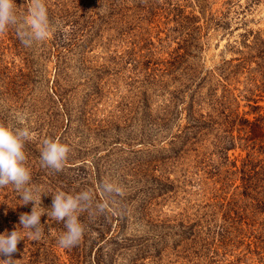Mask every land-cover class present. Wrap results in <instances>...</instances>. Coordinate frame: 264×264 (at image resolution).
Segmentation results:
<instances>
[{
    "label": "rangeland",
    "instance_id": "1",
    "mask_svg": "<svg viewBox=\"0 0 264 264\" xmlns=\"http://www.w3.org/2000/svg\"><path fill=\"white\" fill-rule=\"evenodd\" d=\"M44 3L46 40L0 33V122L31 131L45 212L15 264H264V0ZM46 137L69 147L61 171L42 165ZM86 189L84 235L61 247L51 194ZM22 203L0 188V234L22 228Z\"/></svg>",
    "mask_w": 264,
    "mask_h": 264
},
{
    "label": "clouds",
    "instance_id": "2",
    "mask_svg": "<svg viewBox=\"0 0 264 264\" xmlns=\"http://www.w3.org/2000/svg\"><path fill=\"white\" fill-rule=\"evenodd\" d=\"M9 26H15L17 37L21 43L30 47L34 42L46 40L49 36L50 25L44 0H28L27 16L23 22L16 14L15 0H0V33L7 31ZM32 133L28 127L13 128L0 122V188L12 185L20 194L22 205L33 204L30 213L20 215L21 227L0 234V264H15L12 254L17 251L18 243L24 239L21 231L27 229V236L39 239L42 235L43 224L41 216L45 214L38 210L37 196L30 185L31 173L26 166L25 141L31 139ZM69 147L60 142L59 138L46 137L42 141L41 161L46 168L61 171L67 160ZM104 193L122 195L119 186L104 182ZM52 195V205L46 213L49 219L63 222L64 231L58 238V244L64 248L76 246L84 235V225L80 222L78 213L92 208L93 194L91 190H83L75 195L63 190H57ZM42 196V195H41ZM40 196V202H41ZM107 202L96 203L95 211L103 213Z\"/></svg>",
    "mask_w": 264,
    "mask_h": 264
},
{
    "label": "trees",
    "instance_id": "3",
    "mask_svg": "<svg viewBox=\"0 0 264 264\" xmlns=\"http://www.w3.org/2000/svg\"><path fill=\"white\" fill-rule=\"evenodd\" d=\"M251 128L256 129V128H261V127L258 124H256V125H252Z\"/></svg>",
    "mask_w": 264,
    "mask_h": 264
}]
</instances>
